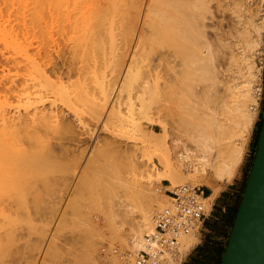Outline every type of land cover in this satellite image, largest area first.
<instances>
[{
    "label": "bare ground",
    "instance_id": "bare-ground-1",
    "mask_svg": "<svg viewBox=\"0 0 264 264\" xmlns=\"http://www.w3.org/2000/svg\"><path fill=\"white\" fill-rule=\"evenodd\" d=\"M2 1L3 4L7 3L4 4L6 12L10 10L8 6L13 7L17 4L21 15L16 17L20 19L18 21H22L21 24L17 23L18 30L10 26L15 30L11 32L13 34L15 32L12 35L6 30V24H3L2 20L5 18L2 15L3 9L0 8L2 35L0 42L7 49V53L9 50L10 54L15 56L18 73L14 78L16 81L12 82H17L18 99L23 104L21 109H15L16 111H13L14 109L9 111L0 105V264L10 262L7 260L13 239L16 236L19 239L25 238L23 231L22 234H13L5 224V211L17 203L14 194L20 191L22 195H31V199L22 198L21 203L24 205H27V202L38 203L34 194L50 187L48 177L40 165L57 159L60 154L57 150L63 149L67 152L70 151L67 150L69 146H74L70 144L65 148L58 145L56 149L57 147L49 142L50 132L59 129L72 136L76 133L75 128L83 122L78 117L74 118L75 116L74 119H69L67 114L53 113L52 100L57 98L61 91H65L63 80L73 74H85L91 70L90 80H95L99 66L105 61L103 52L111 45L119 47L121 52L113 60L109 78L105 81L102 78L99 84L100 95L91 100L93 121L102 127L112 122L115 118V114L112 115L114 110L112 107L116 101V92L120 91L124 82L139 76L136 71L138 59L141 58H138L139 54L147 52L149 54L152 51L151 54L154 55L152 64L151 59L147 62L153 68L148 67L149 69L145 70L154 71L155 68H162L163 66H160L162 64L164 67L162 71L157 69V72H144V75H140L141 84L135 90L144 97V101L146 99L156 101L153 108L157 118H154L155 125L152 129L159 127L160 131L149 132L150 136H142L144 138L141 141L137 140V135V138L124 136L123 141L117 139L118 137L111 139L112 135H109L110 137L107 135V140L104 139L106 151L108 150L103 155L106 158L105 162L108 158L111 164L123 168L126 177L119 181L122 191L116 193L113 204L102 212V224L95 228L91 224L92 219L83 222L82 226H85V230L88 229L89 234L85 233L88 235L83 238L79 252L83 264H132V260L129 262L132 257L129 256L132 253L135 255L145 247L143 234L153 230L152 214L157 211L156 206L158 208L162 206L160 195H163V191L159 186L161 180L187 184L188 178L197 180L207 171H211L215 179L223 182V185L231 182L236 174L261 96L259 81L262 65L258 66L257 62L262 63L264 50V0ZM212 2L216 14L222 12L219 13L222 16L227 10V13L229 11L232 15L228 13L229 17L227 13L225 14L228 19L233 17L232 22L227 17L216 15L222 18V22L228 20L233 24L228 26L225 23L229 29L224 26L223 29L221 24L215 26L218 23L216 21L220 20L215 15L213 16L217 20L212 16L215 23L213 20L211 23V17L206 16L209 15V10H212L210 8ZM257 4H261L258 9L255 8L258 7ZM212 12L210 11V14ZM11 13L12 11H9L7 17L11 16ZM6 21L4 20V23ZM209 32L212 34L209 35ZM86 54H90V63L86 59ZM144 54H141L143 58L147 56ZM184 80L188 83L194 81L192 84H197L195 87L199 86L200 92L196 90L197 88L194 91L200 93L202 107L195 99L188 102L189 104L184 101L186 94L183 98V90L179 87ZM184 84L183 88L186 86ZM187 87L190 88V86L185 88ZM193 87L192 85L191 88ZM84 89V92L77 90L74 93L72 91L66 93L69 98L79 99L89 93ZM185 91L184 93L187 92ZM193 98L198 99L195 95ZM209 103H213L211 105L214 107ZM4 104L6 105V102ZM140 130L134 127L133 135ZM71 136L72 143L76 141L75 145L79 142L82 144L81 139H77L75 134V137ZM136 141L143 143L142 146L137 147ZM127 143H130V146ZM85 145L87 147V144ZM141 148L155 152L154 156L160 162L159 165L161 164V171H158L151 161L145 164L139 153ZM83 153L84 151L81 154ZM142 166H146L149 171L146 172L145 168L142 170ZM75 167L77 168V164ZM85 167V165L82 169L80 167V171L75 168L80 174L73 170L72 176L64 179L58 189L65 188L68 191L72 189L74 193L80 191ZM185 168L190 169L189 176L184 175ZM77 175L79 177L74 184ZM203 184L213 186L209 180ZM218 191L219 188L216 186L207 197V201H211ZM49 206L52 204L49 203ZM46 227L40 235L44 234L46 229L49 230V227ZM43 236L45 240L46 234ZM99 236L109 238V245L117 241L119 245H116L118 247L121 245L120 252L124 247L129 248L132 253H128L121 260L110 253L106 258L99 259L100 253H96L98 257L95 255L98 243L96 240ZM199 238L188 235L181 239L178 249L180 258L198 242ZM123 243L128 247L126 245L122 247ZM39 246L41 248L42 245ZM39 246L37 251L40 249ZM118 247L116 246L117 249ZM37 251L34 252L38 253ZM43 253L44 257L42 256L43 259L40 257V261L47 264L45 256L49 253L47 250ZM33 255L34 253L30 256ZM32 257L29 258L32 260L31 262L29 260L28 264L36 263L33 261L35 256ZM15 261H12L13 264Z\"/></svg>",
    "mask_w": 264,
    "mask_h": 264
},
{
    "label": "rangeland",
    "instance_id": "rangeland-1",
    "mask_svg": "<svg viewBox=\"0 0 264 264\" xmlns=\"http://www.w3.org/2000/svg\"><path fill=\"white\" fill-rule=\"evenodd\" d=\"M135 2H137V0H135ZM258 3H261V2H258ZM4 4H7V3H4ZM4 4H3V1L1 0V2H0L1 7L0 8L3 9V13H2L3 18H5L4 19L5 21L6 20H8V21H6V23H4V20H2V21H3V24H6V26L5 25L4 26L7 27V29L6 28L5 29L9 30V32L11 33L14 29L18 30L17 26L22 23V21H18L20 19L16 18L19 16L21 17V15H19L20 13L18 12L19 6L17 4H15L13 7L8 6V8L10 10H7L8 12H6L4 9V6H6V5H4ZM212 4H214V2H212L210 4V6H211L210 8H212V10L211 9L209 10V15L206 14L207 17L208 16L211 17L210 22L212 20H213L212 22H214L215 19H213V17H215L216 15L220 16L219 13H222V12H219V13L217 12L218 14H216V12L214 11L215 7L213 9ZM255 5H253V8ZM257 5H258V7H255V8L256 9L260 8L259 6L261 4L260 5L257 4ZM17 6H18V8H17ZM9 11H12V13H11V16H8L9 17L8 18L7 14H9ZM210 11H213V12L210 14ZM225 12L227 13V10H225ZM213 13H215V14H213ZM226 13L222 14V16H220V17H223V16L227 17V16H225ZM228 13L230 14L229 11H228ZM228 13H227V15H228ZM213 15H215V16H213ZM4 16H6V17H4ZM230 16H232V15L230 14ZM216 17L218 18V16H216ZM217 18H216V20H217ZM218 19H220V18H218ZM227 19H228V17H227ZM229 19H231V22L234 20L233 17H231ZM220 20L222 22V18ZM220 20L216 21V23L218 22L219 24L217 23V24H215V26L216 25L220 26V24H221L222 27L223 26L226 27L227 24L229 26V24L231 23L227 20V21H225V23H227L225 25L224 21L221 23ZM9 22H11V23H9ZM12 23H14V24L11 25ZM17 23H19V24L17 25ZM8 25H9V27H8ZM210 25H212V24H210ZM230 25L233 26V24H230ZM10 26H13L14 29H13V27L11 28ZM212 27H214V26H212ZM224 27H223V29H225ZM2 28H3V25H2ZM217 28H218V26H217ZM226 28H228V27H226ZM230 28H232V27H230ZM212 29H214V28H212ZM209 31H210V29H209ZM210 32H212V31H210ZM11 34L14 35L15 32H14V34L13 33H11ZM211 34L212 33H210L209 35H211ZM0 36L2 37V35H0ZM3 46L4 45L2 44V42H0V47H1L0 48V105L2 106V108L6 107V109H8L9 111H12V109H14L13 111H16V110L21 109L20 108L21 104H23V102L18 99V92H17L18 86L16 87L17 82L16 83L12 82V81H16V80H14V78H16V74L18 73V70H17V67L15 65L14 54L13 55H12V53L10 54L11 51H9V50L7 53V49H5ZM2 49H4V50H2ZM120 52H121V50L119 49V47H115L113 45L107 46L106 50L103 52V54H105L104 55L105 61L103 64L100 65L101 67L99 66L97 73L95 71V73H96V76H95L96 79L95 80L94 79L90 80V76H92L91 70L86 71L88 73L85 72V74L84 73L73 74L70 77H67L63 80L65 91H61V93L57 96V98L52 100L53 113H55V114L56 113L57 114L64 113L65 115L67 114L66 116H68L69 119H72L75 116L74 118L78 117L81 120H83L81 125L79 124V127L77 126L75 128L77 130H76V133H74L75 136H77V139L78 138L81 139L82 144H80V142H79L78 145H75V143L77 144L76 141H73L75 143H72V141H71L72 138L70 139V136H71L70 133L68 134V133L62 132L59 129H55L52 132H50L49 142L52 145H55L56 147L58 145H62L63 147L67 148V146H69L70 144L71 145L74 144V146H76V148H74V146L72 145L73 147L69 146L67 148V150H70V151L64 152L63 149L57 150L60 153L59 156L57 157V159L49 161V162H45V163L40 165L41 170H43L48 177L50 187L47 190H40L38 193L34 194L37 198L36 202H38V203H31V202L28 203L27 202V205H24L21 203L22 198L26 197V198L31 199V195H27V194L22 195L20 193V191H17V193L14 194V198L17 200V203L13 204V206H11L10 208H8L5 211V224L11 230V232H13V234H17V233L22 234L24 232L23 236L25 238H23V236H22L23 239H21V238L19 239V237L16 236L13 239L12 245H11V253L9 254V257L7 256L8 260L6 259L7 261H10L9 262L10 264L12 261L14 262L15 260H16L15 261L16 264H28V261L30 260V262H31V260H32L29 258L32 257L30 255L33 253H34V255L32 258H34V256H35V259H33V261H36V263L35 262H32V263L33 264H38L39 262L42 263V261H40V257L42 258V256L44 255L43 252H45L46 250L49 253V254H47V256H45L46 257L45 263H47V264H83L82 260L80 259V252L79 251H80V248L82 245L81 243H83V240H84L83 238H85L89 233L87 231L88 229L85 230L84 229L85 226L83 227L82 224H83V222L84 223L89 222L90 219H92L91 224H93V226L95 228H98V226L102 224V221H101L103 219L102 218L103 217L102 212L105 211L107 208H109L113 204L114 200L116 199V193L122 191L121 187L119 185V183H120L119 181L122 178L126 177V173L123 172V168H121L117 164L116 165L113 163L111 164L110 163L111 161L109 162L108 158H107L106 162L104 160L106 158H104L103 155L105 152L108 151V150L106 151L107 147L105 145L106 140H107V138H106L107 135L108 136L112 135L111 139L118 137L117 139L122 140V141H123L122 137H124V136H128V137L135 136L136 137V135H137L138 136L137 140L140 139V141H141L144 138L142 136H145V137L150 136L149 132L158 133L160 131L159 127H155L154 129H152V126L155 125L154 120L157 118V115H156L154 108H153L156 106V104H155L156 101H154V100L150 101V99H146L144 101V97L142 95L140 96V93H138L135 90L141 84V78L140 77L142 75H144L146 72H148V73H152L154 71L157 72V69H159V71L161 69V71H162V69L164 67V65L162 64V65H160V66H163L162 68H157V69L155 68L156 67L155 65L163 63V62H160V63H157L154 65L155 66L154 68L156 70L155 69H154V71H153V69L148 70V71L145 70V69L153 68V66L151 67V64L153 61L152 58L154 57L153 53L151 54L152 51L149 54H148V52L145 54L144 53L139 54L138 58H140V57L141 58L138 59L139 62H138L137 67H136V71L139 73V76H137L133 80H130L128 82H124L121 86L120 91L116 92V95H115L116 101H114L113 107H112V110L114 109L112 115L115 114L116 119L114 118V116H112L114 118V119H112V122H110V124L108 123V125L104 126V127H102L101 124L100 125L97 124L98 122L96 123V121H93L94 119H93V116L91 113L92 111H91V107H90L91 106V100L95 99L96 97H98L100 95L99 84L101 83L102 78L104 81L109 78V74L112 71V65L114 63L113 60L117 57V55ZM141 54H144L145 56L147 55L146 57H144L147 60H145L143 58V55H141ZM86 55H87L86 59H88V61H89L90 54L89 55L86 54ZM152 55H153V57H152ZM178 56H179V54H178ZM149 57H151V58H149ZM150 59H151V62L149 61ZM88 61H87V63H88ZM147 61H149L151 64ZM90 62L91 61H89V63ZM148 63H149V65H148ZM153 64H154V62H153ZM146 65H148L147 68H146ZM257 65L258 66L262 65L261 66L262 69H261V75H260V81H259V86L261 88V96H260V100L258 102L259 104H258L257 114H256L254 122H253L254 125H256V127L254 128V131L252 133L250 131L249 137L247 138V142H246L245 150H244V154H243L244 160H243L241 167L239 169V175H238V177L235 181V184L233 186L235 191L232 193L228 192L226 194H223V195H221V197L219 199H216L218 193L221 191L223 182L221 183L218 180H216L214 175L211 174L212 173L211 171H207L204 176H200V179H202V180H200L199 178H197V180H191L192 178H188V180H186L187 184L186 183H184V184L183 183H176L175 184V183H170L166 180H161L160 184H159L160 188L163 191V195H164V196L160 195V196H162V199L160 202L163 201L160 204L163 207L168 204L167 202H169L168 192L173 191L175 189V187L177 188V187L183 186V185L196 186V187H199L200 190L203 191L204 195H207L206 197H208L212 194V192L214 191L216 186H217V188H219L217 195L211 201H207L208 205L210 204V206L208 207L211 210L210 214L204 220L203 225H202L199 233L195 235V236H198V238L200 237L198 242L195 245H197L201 242V244H202L201 248H206V246H209L210 243L212 244V245H210V247L213 250V253H212L213 264H218L220 262V258H221L224 246L226 244V241H227V237H228V234H229V231L231 228L234 213H235L236 207H237L239 200H240V196H241L244 184H245V180H246L247 175H248V171L250 168V164H251L254 149H255L257 128H258L259 124L261 123V118H262V114H263V110H264V50H263V55H262V63L257 62ZM157 66H159V65H157ZM182 67L180 68L181 70H183V68H184V67L183 68ZM177 69H179V68H177ZM220 69H221V67H220ZM158 73H160V72H158ZM87 74H89V75H87ZM153 80H155V79H153ZM153 80L151 83H153ZM186 81L187 80H184L182 82H183V84L186 83L184 85L190 86V88L189 87L185 88L186 86L184 87L187 92L184 90L182 82L180 83V85L182 84V87L179 85V87L183 90L182 91L180 89L183 92L182 95L184 94L183 98L186 97L184 101H186L187 104H189L188 102H193V99H195V102L202 107L203 105H202L201 100H200L201 99L200 93L198 94L197 92L195 93V91H194L195 88H197L196 90L197 91L199 90V92H200L199 86L195 87V85H197V84H195V85L192 84V83H194V81L192 82L190 80L191 85H190V83H188ZM155 82H157V80H155ZM151 83L149 82V84H151ZM196 83H199V82L196 81ZM115 85H117V84H115ZM155 85H157V84L155 83ZM192 85L194 86L193 89L191 88ZM84 86H86V87H84ZM151 86H152V84H151ZM83 87L86 89H84ZM179 87H178V90H179ZM82 88L84 90H88L89 93L87 94V96H83L82 98L79 97V99L78 98H71V97L69 98V96L66 93V91L67 92L72 91L74 93V91L76 92L77 90L84 92ZM188 88L190 90L189 92L187 90ZM176 89H177V87H176ZM184 91L186 93H184ZM185 94H186V96H185ZM189 95H192V96L189 97ZM193 95H195L198 99L196 100V98H193ZM189 100H191V101H189ZM1 101H3V102H1ZM5 102H6L7 106L4 104ZM193 104H195V103H193ZM197 104H195V105H197ZM211 104H213V103H209L210 106L214 107ZM9 105L11 107H9ZM71 115H73V116H71ZM90 116H92V119ZM84 123H85V125H84ZM120 123H121V125H120ZM83 125H84V127H83ZM134 127L141 129L143 131V133L140 130V132L133 135V128ZM252 127H253V124H252ZM79 133H80V135H79ZM74 134L72 136H74ZM117 135H119V136H117ZM74 137H73V139H75ZM104 139H106V140L104 141ZM135 143H138L137 147H139V145L142 146V144H143V143L142 144L139 143V141H136ZM85 144H87V147ZM127 144L129 145L130 143H127ZM80 145H81V147H80ZM84 145H85V147H84ZM131 145H133V143H131ZM79 147H80V149H79ZM56 149H58V147ZM81 150L84 151L83 154H81L82 153ZM139 153H140V156L143 157L141 159L144 160L145 164L146 163L148 164L151 161V163L154 164V166L157 168L158 171L162 170L161 164L159 165L160 162H158V159L156 158V156H154L155 152H153L151 149L141 148ZM89 155H90V157H89ZM80 156H82V157L80 158ZM78 163L80 165L83 164L82 165L83 167H84V165L86 166L85 167L86 170L84 169L85 170L84 176L82 177V180L80 182V183H82L81 190L74 193V191H72V189H71V191L70 190L68 191L65 188L64 189L63 188L58 189L60 187L61 183L64 182L63 181L64 179L72 176L71 173L73 172V170L75 173L80 174L78 171H80L79 170L80 167H81V169L83 167L78 166L79 165ZM76 164H77V168L75 167ZM75 168L78 170V171L76 170L77 172L75 171ZM143 168H145L144 170H146V172L149 171L146 166H144V167L142 166L141 169L143 170ZM183 173L185 176H189L190 169L189 168H185V170L183 169ZM78 177H79V175L76 176L74 184L76 183V181H77L76 179ZM206 180L207 181L209 180L213 186L211 187V186L204 185L203 183H205ZM163 197H164V199H163ZM159 200H160V198L158 199V201ZM49 203L52 204L53 208H50L52 206H49ZM162 206L159 208L156 206L155 210H159V209L163 208ZM54 207H56V208H54ZM153 214H152V216H153ZM118 220H119V218L117 219V223L119 224ZM96 223L98 225H96ZM44 226L49 227L48 228L49 230L46 229V231L44 233V234H46V237H47L45 240H44L45 237L43 236L44 234L40 235L42 233L43 228H45ZM101 228L102 227H99V229H101ZM82 229H83V231H82ZM102 229H104V228H102ZM83 232H84V234H83ZM85 233H88V234L85 235ZM144 234H143V236H144ZM40 236H42V238ZM108 241H110V240L107 237L106 238L100 237V236L97 237L96 242H98V243H97V248H96V252H95L96 256H97L96 253H100V248L102 246H108V247L113 246V248H116V246L118 247V245H119V243H117V241L115 243H113V245H109L110 242H108ZM116 244H118V245H116ZM39 245H42L41 248ZM125 245L128 247V245L125 243H123L122 247ZM38 246L40 248V249L38 248L39 251H37ZM42 247L45 250H43ZM119 247H121V245ZM119 247H118V251L120 252ZM110 248H109V250H110ZM113 248H111V249H113ZM40 250H42V252ZM122 250H125V251H122ZM34 251H37L38 253H36ZM121 252L122 253L125 252L126 255L130 252L132 253V251L129 248L124 249V247L121 248ZM187 253L183 257H181L182 264H207V261L211 260V259L208 260L207 256H204L201 259V261L199 259L197 260V259H194L192 257H189L187 260H185ZM110 254H112V253H110ZM106 255L107 254L101 255L99 257L97 256V257L99 259H100V257H101V259H104L107 257ZM132 255H133V253L129 257H132ZM97 257H96V259H97ZM115 257H117V256H115ZM37 258H38V260H37ZM131 260H132V258H130L129 262H131ZM185 261H186V263H185ZM13 262H12V264H13ZM30 262H29V264H31Z\"/></svg>",
    "mask_w": 264,
    "mask_h": 264
},
{
    "label": "built area",
    "instance_id": "built-area-1",
    "mask_svg": "<svg viewBox=\"0 0 264 264\" xmlns=\"http://www.w3.org/2000/svg\"><path fill=\"white\" fill-rule=\"evenodd\" d=\"M169 202L153 215V230L144 234L145 247L132 256V264H182L180 241L199 233L210 214L207 197L196 186L183 185L168 192ZM126 256L118 249L100 248V255Z\"/></svg>",
    "mask_w": 264,
    "mask_h": 264
},
{
    "label": "water",
    "instance_id": "water-1",
    "mask_svg": "<svg viewBox=\"0 0 264 264\" xmlns=\"http://www.w3.org/2000/svg\"><path fill=\"white\" fill-rule=\"evenodd\" d=\"M219 264H264V110L248 175Z\"/></svg>",
    "mask_w": 264,
    "mask_h": 264
},
{
    "label": "crops",
    "instance_id": "crops-1",
    "mask_svg": "<svg viewBox=\"0 0 264 264\" xmlns=\"http://www.w3.org/2000/svg\"><path fill=\"white\" fill-rule=\"evenodd\" d=\"M255 127H256V125H254V123H253V127L251 128V133L254 131ZM243 160H244V158H242L241 163H240V165L237 168L236 174L232 178L231 182L224 183L222 185L221 191L218 193L216 199H219L221 197V195H223V194H226L228 192L232 193V192L235 191L233 186H234L235 181H236V179H237V177L239 175V169L241 167V164H242ZM201 245L202 244L200 242L199 244H197L193 248H191L188 251V253H187L186 257H185V260H187L189 257H192L194 259H197V260L199 259L201 261V259L204 256H207L208 260L211 259V260L207 261V264H213V256H212L213 250L210 247V245H212V244L210 243L209 246H206V248H201ZM185 263H186V261H185Z\"/></svg>",
    "mask_w": 264,
    "mask_h": 264
},
{
    "label": "trees",
    "instance_id": "trees-1",
    "mask_svg": "<svg viewBox=\"0 0 264 264\" xmlns=\"http://www.w3.org/2000/svg\"><path fill=\"white\" fill-rule=\"evenodd\" d=\"M260 125H261V123L259 124V126H258V128H257V136H258V132H259V129H260ZM257 136H256V140H257ZM205 196H207V195H205ZM238 206V205H237ZM236 209H237V207H236ZM235 212H236V210H235ZM234 215H235V213H234ZM234 218V217H233Z\"/></svg>",
    "mask_w": 264,
    "mask_h": 264
}]
</instances>
